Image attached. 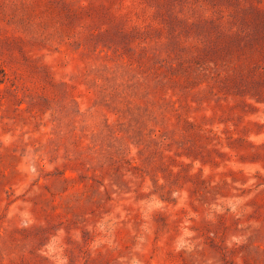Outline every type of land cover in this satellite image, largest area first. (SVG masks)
Segmentation results:
<instances>
[{"label": "rangeland", "instance_id": "374dc122", "mask_svg": "<svg viewBox=\"0 0 264 264\" xmlns=\"http://www.w3.org/2000/svg\"><path fill=\"white\" fill-rule=\"evenodd\" d=\"M0 264H264V0H0Z\"/></svg>", "mask_w": 264, "mask_h": 264}]
</instances>
